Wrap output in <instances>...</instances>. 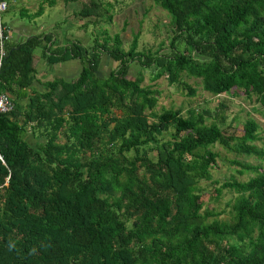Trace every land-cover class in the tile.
Listing matches in <instances>:
<instances>
[{
  "label": "trees",
  "instance_id": "16d2710c",
  "mask_svg": "<svg viewBox=\"0 0 264 264\" xmlns=\"http://www.w3.org/2000/svg\"><path fill=\"white\" fill-rule=\"evenodd\" d=\"M154 2L173 26L164 52L140 51L138 33L129 49L119 35L92 47L59 48L53 34L7 45L0 92L15 106L0 113V264H264V164L235 161L255 176L215 189L216 199L237 194L229 220L205 208L201 186L217 143L264 162L259 124L249 119L238 136L209 124L207 109L157 112L160 92L143 85V72L130 76L138 62L192 95L184 75L214 95H255L264 108V0ZM105 6L89 0L80 14L101 18ZM43 41L50 64L81 61L74 80L35 87ZM105 55L118 66L101 75Z\"/></svg>",
  "mask_w": 264,
  "mask_h": 264
},
{
  "label": "rangeland",
  "instance_id": "374dc122",
  "mask_svg": "<svg viewBox=\"0 0 264 264\" xmlns=\"http://www.w3.org/2000/svg\"><path fill=\"white\" fill-rule=\"evenodd\" d=\"M40 2L41 0L12 2V7L5 13L4 19L12 28L15 39L18 38L16 30L20 29L22 25H26L38 35L47 33L43 31L44 27H49L47 30L53 29L52 33L54 36L56 35L57 47L66 46L77 40L83 41L87 47H92L96 39L99 38L103 42L106 37H109L113 43L116 35H119L123 47L129 49L138 33L140 34L138 39L140 51L156 52L161 50L164 52L169 48V38L172 36L173 29L171 19L168 12L157 5L154 0H105L106 6L101 9V18L81 16L80 11L86 3H89V0L74 2L63 0L62 4L59 3L57 6L49 8L48 13L35 19L21 16V10L24 8H29L31 13L37 11L42 4ZM107 2H110L112 6L107 5ZM44 53L45 42L43 41L34 51L39 74L48 70L55 78L72 81L83 68L79 59L66 61L61 64V67H52L47 64ZM117 66L118 62L105 55L100 73L106 75ZM141 72L145 79L143 85H153L160 92L157 112L174 108L182 109L185 115H189L191 110L207 109L211 112V116L207 117L209 124L218 123L228 134L238 136L244 132L245 123L249 119H253L259 124V139L254 144L264 149V108L257 96H246L242 91L214 95L203 89L200 79L184 75L183 80L195 90V94L192 95L182 87L169 84L165 76L154 81L152 79L155 76L154 72L150 69H143L138 62L133 64L130 76L136 77ZM221 104H225L227 109L221 107ZM222 117H225V120ZM29 134L32 142L39 138L38 132L36 135L31 132ZM172 134L173 132L170 131L164 138L172 139ZM232 143L234 144V141ZM213 150L219 154V157L217 165L212 169V180L201 184L204 191L205 208L219 213V219L229 220L232 217L233 203L237 194L230 189H225L221 197L216 199L215 189L232 179L248 181L255 176V173L250 171L241 174L239 170L242 167L235 161L249 164H264V162L256 155H246L234 149L229 150L219 143L213 147Z\"/></svg>",
  "mask_w": 264,
  "mask_h": 264
},
{
  "label": "built area",
  "instance_id": "2783aa9c",
  "mask_svg": "<svg viewBox=\"0 0 264 264\" xmlns=\"http://www.w3.org/2000/svg\"><path fill=\"white\" fill-rule=\"evenodd\" d=\"M9 9L10 1L0 0V68L8 53L7 45L13 38L12 28L4 19V15ZM14 106L12 98L8 94L0 92V113L10 112Z\"/></svg>",
  "mask_w": 264,
  "mask_h": 264
},
{
  "label": "crops",
  "instance_id": "0c3cea01",
  "mask_svg": "<svg viewBox=\"0 0 264 264\" xmlns=\"http://www.w3.org/2000/svg\"><path fill=\"white\" fill-rule=\"evenodd\" d=\"M54 0H41V2H42V4L45 6V10H44V15L46 14V13H48V10H49V8H53V7H55V6H57L59 3L60 4H62V1L63 0H56L55 1V5L54 6H51L50 4H51V2H53ZM14 2H18V0H13V3ZM40 2V3H41ZM27 9V11L29 12V13H31L28 9L29 8H26ZM35 12H36V10H35ZM34 13V12H33ZM21 16H24L23 15V13H22V10H21ZM27 16V15H26ZM43 16V15H42ZM41 16V17H42ZM47 28H49V27H44V28H42L43 29V31H46L47 33L45 34V35H52L53 33H52V30L53 29H51V30H47ZM51 28V27H50ZM16 32L18 33V38H14V36H13V40H17V41H24V40H26V39H28V38H30V36H34V35H38L37 33H34V31L33 30H31L30 29V27H28V26H26V25H22L21 26V28L20 29H17L16 30ZM56 36V35H55ZM55 36H54V39L53 40H55ZM44 38H45V36H44ZM45 45H46V43H45ZM48 46H50V44H48ZM57 47V46H56ZM62 46H60L59 48H61ZM44 58H45V60L47 61V64H49V65H52V67H61V64L62 63H64V62H60V63H56V64H50L49 62H48V60H47V58H46V56H45V54H44ZM35 67H36V62H35ZM36 69H37V67H36ZM54 76L52 75V73L51 72H49L48 70H45V71H43L42 73H38V70H37V74H36V82H35V87L37 88V89H39V90H43L44 89V84L45 83H47V82H49V81H53L54 80Z\"/></svg>",
  "mask_w": 264,
  "mask_h": 264
}]
</instances>
